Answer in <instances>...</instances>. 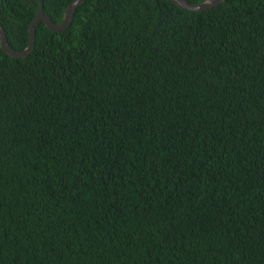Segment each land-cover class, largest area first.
I'll use <instances>...</instances> for the list:
<instances>
[{"label": "trees", "instance_id": "trees-1", "mask_svg": "<svg viewBox=\"0 0 264 264\" xmlns=\"http://www.w3.org/2000/svg\"><path fill=\"white\" fill-rule=\"evenodd\" d=\"M39 11L0 0L13 52ZM0 264H264V0H86L27 58L0 38Z\"/></svg>", "mask_w": 264, "mask_h": 264}, {"label": "water", "instance_id": "water-1", "mask_svg": "<svg viewBox=\"0 0 264 264\" xmlns=\"http://www.w3.org/2000/svg\"><path fill=\"white\" fill-rule=\"evenodd\" d=\"M85 1L86 0H76L75 2H73L70 5V7L68 8V10L66 11V15H65V19H64L63 23L57 24V23L53 22L52 19L46 15L45 8H44V2H43V0H39L40 11H39L36 19L34 20V22L32 23V25L30 27V41H29V45L26 48V50L21 52V53L13 52L11 50L9 44H8V38H7L6 32L0 26V38H1L2 49L5 51L6 54H8L10 57H12L14 59H23V58L29 57L31 55V53L34 49V45H35L36 27L40 23H44L46 25V27L52 32L61 33V32L66 31L71 26V24L74 20V15H75L76 10ZM169 1L176 4L181 9L188 10L191 12L202 13V12L209 11L211 9H214V8L222 5L227 0H206L205 2L198 4V5H192L187 0H169Z\"/></svg>", "mask_w": 264, "mask_h": 264}]
</instances>
